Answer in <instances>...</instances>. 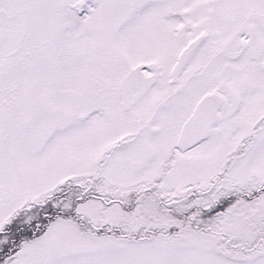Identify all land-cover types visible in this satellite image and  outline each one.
<instances>
[{
  "label": "snow or ice",
  "instance_id": "snow-or-ice-1",
  "mask_svg": "<svg viewBox=\"0 0 264 264\" xmlns=\"http://www.w3.org/2000/svg\"><path fill=\"white\" fill-rule=\"evenodd\" d=\"M0 264H264V0H0Z\"/></svg>",
  "mask_w": 264,
  "mask_h": 264
}]
</instances>
